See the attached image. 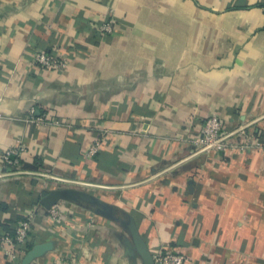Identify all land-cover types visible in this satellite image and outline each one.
I'll return each instance as SVG.
<instances>
[{"label":"crops","instance_id":"crops-1","mask_svg":"<svg viewBox=\"0 0 264 264\" xmlns=\"http://www.w3.org/2000/svg\"><path fill=\"white\" fill-rule=\"evenodd\" d=\"M32 107L64 124L27 121ZM212 114L257 145L201 151ZM63 189L106 205L60 198L53 219ZM28 215L32 247L52 244L30 264H146L133 226L152 254L264 264V0H0V233Z\"/></svg>","mask_w":264,"mask_h":264},{"label":"built area","instance_id":"built-area-1","mask_svg":"<svg viewBox=\"0 0 264 264\" xmlns=\"http://www.w3.org/2000/svg\"><path fill=\"white\" fill-rule=\"evenodd\" d=\"M100 29L103 32L111 33L114 30L113 21L108 20V22L100 26ZM33 61L41 68L48 70L64 69L68 66V62L57 53L46 50L36 51L33 55ZM26 120L35 125L47 123L64 124L59 119H53L48 114L39 112L36 107L30 109ZM200 132L199 137L195 141L200 150L205 152H223L228 149L244 150L256 144L246 123L228 130L224 121L216 114H212L206 119ZM234 137H237V139H233ZM102 144L103 140L101 136L96 137L87 149L86 156H97L102 148ZM23 150L24 146L21 144L14 145L5 150L3 162L8 172L11 173L19 168ZM49 213L53 219H57L61 213L59 206L57 204L51 206ZM32 226L33 215H28L25 219L18 222L14 234L8 232L0 233V252L10 260L19 258L23 247L29 241ZM153 257L155 264H190L188 256L181 251L158 250L153 253Z\"/></svg>","mask_w":264,"mask_h":264},{"label":"water","instance_id":"water-1","mask_svg":"<svg viewBox=\"0 0 264 264\" xmlns=\"http://www.w3.org/2000/svg\"><path fill=\"white\" fill-rule=\"evenodd\" d=\"M53 199L50 201L52 202L51 205H54L57 203V200L60 198L70 199L73 196H80L85 198L88 201L99 203L101 205H106L104 202L99 200L98 198L94 196H89L87 194H84L76 189H63V190H57L54 193ZM51 207V206H50ZM133 235L136 241L139 244V248L145 258L146 264H155V260L153 257V254L150 250L146 248V244L144 243L143 239L141 238L140 234L138 233L135 226L132 227ZM52 247L51 242H43L35 244L24 256L23 258V264H30L32 261H34L36 258L42 256L46 251L50 250Z\"/></svg>","mask_w":264,"mask_h":264},{"label":"trees","instance_id":"trees-1","mask_svg":"<svg viewBox=\"0 0 264 264\" xmlns=\"http://www.w3.org/2000/svg\"><path fill=\"white\" fill-rule=\"evenodd\" d=\"M88 205H91V207H93V204L87 203ZM93 205V206H92ZM9 228L10 231H8V233L14 234L16 231V228H11V226H7ZM7 232V231H6ZM32 247V244L30 242H27L24 246V249H30Z\"/></svg>","mask_w":264,"mask_h":264}]
</instances>
